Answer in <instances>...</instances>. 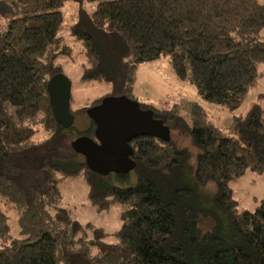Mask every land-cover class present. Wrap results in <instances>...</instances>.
I'll return each instance as SVG.
<instances>
[{
  "label": "trees",
  "instance_id": "1",
  "mask_svg": "<svg viewBox=\"0 0 264 264\" xmlns=\"http://www.w3.org/2000/svg\"><path fill=\"white\" fill-rule=\"evenodd\" d=\"M85 1L70 28L83 46L82 79L112 92L76 110L71 96L75 119L107 97L134 100L138 66L163 56L199 98L231 111L263 77L260 0H0V196L20 214V237L0 249V264H264V200L242 208L231 189L247 171L264 173V92L245 118L234 116L232 134L198 102L189 121L140 104L191 147L139 137L131 173L93 172L72 143L94 139L95 124H59L48 92L58 58L71 56L63 9ZM79 176L99 212L128 206L115 242L63 207L59 183ZM0 227L10 230L1 211Z\"/></svg>",
  "mask_w": 264,
  "mask_h": 264
},
{
  "label": "rangeland",
  "instance_id": "2",
  "mask_svg": "<svg viewBox=\"0 0 264 264\" xmlns=\"http://www.w3.org/2000/svg\"><path fill=\"white\" fill-rule=\"evenodd\" d=\"M260 2L264 3V0H260ZM80 8L90 9L86 1L82 3V6L74 2L68 3L63 9L65 21L61 35L71 47V56H60L57 60L62 68V75L71 82V105L73 110L88 107L95 100L108 96L112 92L111 86L105 82L82 79L86 65L83 46L81 43L76 42L70 33V28L76 21ZM262 34L264 39V31ZM261 70L263 77L259 85L245 97L236 111H231L223 106L199 98L191 82L176 77L170 58L163 56L160 60L138 66L134 77L132 99L139 104L154 106L161 113L175 111L186 121H189L190 113L188 104L198 102L208 112L214 125L232 134L231 125L234 116L245 118L256 104L258 95L264 92V66ZM92 123L88 114H84L75 119L73 127L80 132H85L92 126ZM172 136L176 138L178 143L191 147L189 139H181L177 137L175 132L172 133ZM258 149L261 152V144L258 145ZM78 161L83 162L85 158L80 155ZM58 187L62 196L63 207L70 212L75 220L83 225L92 224L102 228L108 235L106 241L109 243L115 242V238L111 235L120 230V216L128 206L117 204L113 205L109 211L99 212L89 199V186L80 176L66 178L59 183ZM245 193H248V191ZM251 204V199L248 198L246 201L242 198V208H250L252 207ZM0 211L8 217L10 227L7 233L0 231V249H3L10 244L12 239L20 237V214L12 203L1 196Z\"/></svg>",
  "mask_w": 264,
  "mask_h": 264
},
{
  "label": "water",
  "instance_id": "3",
  "mask_svg": "<svg viewBox=\"0 0 264 264\" xmlns=\"http://www.w3.org/2000/svg\"><path fill=\"white\" fill-rule=\"evenodd\" d=\"M48 92L57 122L65 128L73 127L71 82L59 74L49 82ZM87 114L95 124V138L80 137L72 147L97 174L131 173L136 164L130 144L139 137H154L166 142L172 138L171 130L155 119L152 111L142 110L138 102L125 96L107 97Z\"/></svg>",
  "mask_w": 264,
  "mask_h": 264
},
{
  "label": "crops",
  "instance_id": "4",
  "mask_svg": "<svg viewBox=\"0 0 264 264\" xmlns=\"http://www.w3.org/2000/svg\"><path fill=\"white\" fill-rule=\"evenodd\" d=\"M231 189L235 196L242 198L244 200L256 198L259 200H264V173L259 175L251 171H247L245 176L236 183H231ZM248 191V193H245ZM248 197V198H245Z\"/></svg>",
  "mask_w": 264,
  "mask_h": 264
}]
</instances>
